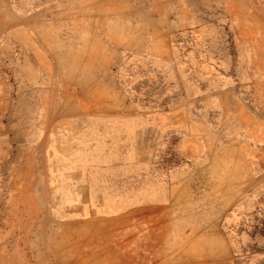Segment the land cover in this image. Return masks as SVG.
I'll return each mask as SVG.
<instances>
[{
	"label": "rangeland",
	"instance_id": "obj_1",
	"mask_svg": "<svg viewBox=\"0 0 264 264\" xmlns=\"http://www.w3.org/2000/svg\"><path fill=\"white\" fill-rule=\"evenodd\" d=\"M0 69V264H264V0H0ZM51 169L110 245H58Z\"/></svg>",
	"mask_w": 264,
	"mask_h": 264
},
{
	"label": "crops",
	"instance_id": "obj_2",
	"mask_svg": "<svg viewBox=\"0 0 264 264\" xmlns=\"http://www.w3.org/2000/svg\"><path fill=\"white\" fill-rule=\"evenodd\" d=\"M1 75L0 69V81H3ZM2 91L3 88L0 85V110L3 106ZM45 160H47V157ZM52 160L54 161V158H50L51 163L54 164L55 162ZM50 173L51 175L49 174L46 185L47 190L42 194H47L48 199L46 200H49L48 202L54 208L52 211L54 216L51 217L61 221L60 241L58 245L62 247L64 245L63 240L66 241V246L74 247V249L86 245H110L109 235L113 232L115 223L114 220H111V211H100L98 209L94 192L96 187L94 184L89 179H74L72 185H66L64 188L61 185L59 192L56 184L57 177L52 173V169ZM34 181L35 157L29 159L26 172L13 183V187L15 188L13 192L15 193L10 197L14 202H27L28 205H31L28 212L22 208H19V212H22L23 217L27 216L28 221H35L36 226L39 228L40 224L38 221L41 219L43 208L38 203L37 197L39 195L37 197L36 195L32 196ZM19 186H21L20 189H18ZM64 191L66 192L65 194L63 193ZM51 246L53 247V245Z\"/></svg>",
	"mask_w": 264,
	"mask_h": 264
}]
</instances>
